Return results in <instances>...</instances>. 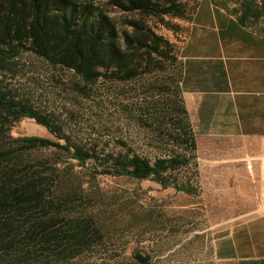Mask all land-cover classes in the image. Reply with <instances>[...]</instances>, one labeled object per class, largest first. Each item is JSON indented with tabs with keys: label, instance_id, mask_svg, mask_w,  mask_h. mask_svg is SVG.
I'll return each instance as SVG.
<instances>
[{
	"label": "trees",
	"instance_id": "16d2710c",
	"mask_svg": "<svg viewBox=\"0 0 264 264\" xmlns=\"http://www.w3.org/2000/svg\"><path fill=\"white\" fill-rule=\"evenodd\" d=\"M234 16L240 25L264 34L261 25L264 6L259 0H211ZM121 10L138 13L122 25L96 0H0V73L9 70L23 53L32 52L53 65L74 70L84 80L100 78L129 81L145 74L174 69L180 87L185 65L181 46L159 32L150 18L173 16L193 22L199 2L188 0H113ZM180 28V25H175ZM156 117L172 119L176 134L171 141L180 144L164 156L150 157L136 152L108 154L113 169L94 170V174L113 173L135 179H151L162 186L194 192L190 179L178 181L173 174L194 168L199 178L198 139L184 103L166 100L157 103ZM23 117L35 119L59 140L45 136L14 137L8 132ZM44 150L68 153L82 167L102 155L74 145L62 125L45 113L19 102L14 93L0 83V250L24 259L26 264H65L94 251L105 240L114 241L116 222L98 213L85 212L68 217L79 199L96 198L82 170L59 165ZM95 176V175H94ZM57 216H61L57 218ZM31 222V223H27ZM147 251L134 249L128 259L71 262L70 264H146ZM3 264V263H0ZM8 264V263H6Z\"/></svg>",
	"mask_w": 264,
	"mask_h": 264
},
{
	"label": "rangeland",
	"instance_id": "374dc122",
	"mask_svg": "<svg viewBox=\"0 0 264 264\" xmlns=\"http://www.w3.org/2000/svg\"><path fill=\"white\" fill-rule=\"evenodd\" d=\"M188 1L202 4L201 16L196 22L197 41L201 33L212 32L204 29L202 22L211 12V0ZM259 1L264 6V0ZM96 2L117 16L123 26L129 23L123 21L139 17L138 13L121 10L112 3L113 0ZM149 21L181 48L190 37L194 22L169 15L153 17ZM261 25L264 28V19ZM175 77L176 71L170 69L129 81L100 78L90 82L74 70L53 65L32 52L23 53L11 69L0 73V83L11 90L19 102L61 124L74 145L89 151L96 149V153L102 155V158L90 160L88 167H82L66 152L44 150L53 160L59 161V165L82 170L89 181L86 185H92L91 193L96 198L77 200L73 208L65 212L67 218L96 212L116 221L108 222L114 229V241L108 243L105 240L94 251L65 264L128 259L136 248L153 256L146 264H216L215 239L223 228L243 220L249 186L242 166L244 162L236 169L234 158H230L234 156L232 153L203 152L198 143L199 178H196L194 168L173 174V179L178 181L190 179L194 186L192 193L177 189L175 184L164 187L151 179L140 180L113 173L94 174V170L113 169L115 161L107 158L108 154L136 152L153 158L181 150L180 144L173 145L171 141L170 134L178 131L172 119L156 117L157 103L161 101L179 100L182 93L185 103L182 83V92L178 93ZM8 133L14 137L37 135L59 140L29 117L17 121ZM225 140L230 143L229 139ZM217 158L220 161L214 164L213 160ZM215 165L220 167L217 172L213 169L217 168ZM253 172L259 186V171ZM250 187L254 190L252 184ZM239 213L243 215H237ZM3 253L0 250V263L26 264L24 259L11 256L3 260ZM32 264L42 263L35 261Z\"/></svg>",
	"mask_w": 264,
	"mask_h": 264
},
{
	"label": "crops",
	"instance_id": "0c3cea01",
	"mask_svg": "<svg viewBox=\"0 0 264 264\" xmlns=\"http://www.w3.org/2000/svg\"><path fill=\"white\" fill-rule=\"evenodd\" d=\"M209 4L211 12L202 22L212 32L195 40L201 4L181 48L183 94L199 150L232 153L236 169L244 162L249 186L247 212L237 214L243 220L223 228L215 239L216 264H264V34ZM215 166L214 172L220 170ZM254 170L259 171V186Z\"/></svg>",
	"mask_w": 264,
	"mask_h": 264
}]
</instances>
